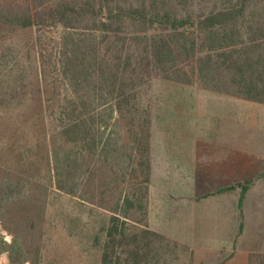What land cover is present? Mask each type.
Returning a JSON list of instances; mask_svg holds the SVG:
<instances>
[{
	"label": "trees",
	"instance_id": "1",
	"mask_svg": "<svg viewBox=\"0 0 264 264\" xmlns=\"http://www.w3.org/2000/svg\"><path fill=\"white\" fill-rule=\"evenodd\" d=\"M0 24L60 30L36 41V96L47 104L34 117L51 143L52 185L85 196L101 166L124 177L129 169L130 190L95 232L100 263L183 264L182 248L191 264L189 246L136 216L149 215L152 112L144 90L161 77L264 103V0H0ZM249 264H264V253Z\"/></svg>",
	"mask_w": 264,
	"mask_h": 264
},
{
	"label": "crops",
	"instance_id": "2",
	"mask_svg": "<svg viewBox=\"0 0 264 264\" xmlns=\"http://www.w3.org/2000/svg\"><path fill=\"white\" fill-rule=\"evenodd\" d=\"M168 87L152 105L149 226L189 246L194 264H249L264 253V103L247 115L254 100ZM167 208L178 220L171 232L153 223V211L162 220Z\"/></svg>",
	"mask_w": 264,
	"mask_h": 264
},
{
	"label": "rangeland",
	"instance_id": "3",
	"mask_svg": "<svg viewBox=\"0 0 264 264\" xmlns=\"http://www.w3.org/2000/svg\"><path fill=\"white\" fill-rule=\"evenodd\" d=\"M59 32L40 27L13 31L0 24V264H101L102 249L94 236L101 230L102 213L120 197L124 201L131 188L133 179L126 167L125 177L119 167L113 174L98 168L95 185L86 181L83 186L85 196L64 194L49 180L51 143L46 130L36 131L34 117L39 102L47 104L45 97L36 96L41 77L36 41L41 35L45 40ZM174 83L167 78L152 79L144 90L151 112L153 103L169 94L164 89ZM260 105L247 101V115ZM159 188L161 192L171 189L168 183ZM171 211L167 208V218L161 220L154 218V210V225L175 230L178 220ZM61 212L68 219L61 218ZM136 216L149 222L142 211ZM176 250L180 257L176 262L188 264L189 251Z\"/></svg>",
	"mask_w": 264,
	"mask_h": 264
}]
</instances>
